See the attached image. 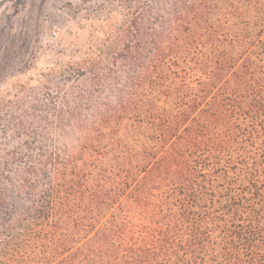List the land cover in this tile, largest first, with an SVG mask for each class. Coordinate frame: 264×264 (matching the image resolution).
<instances>
[{
	"label": "trees",
	"instance_id": "obj_1",
	"mask_svg": "<svg viewBox=\"0 0 264 264\" xmlns=\"http://www.w3.org/2000/svg\"><path fill=\"white\" fill-rule=\"evenodd\" d=\"M131 1L95 56L0 95V250L264 264V0Z\"/></svg>",
	"mask_w": 264,
	"mask_h": 264
},
{
	"label": "rangeland",
	"instance_id": "obj_2",
	"mask_svg": "<svg viewBox=\"0 0 264 264\" xmlns=\"http://www.w3.org/2000/svg\"><path fill=\"white\" fill-rule=\"evenodd\" d=\"M129 5L131 0H0V95L35 86L47 68L95 56L126 22ZM28 241L21 250H0V264H48L55 251L46 250L43 236Z\"/></svg>",
	"mask_w": 264,
	"mask_h": 264
}]
</instances>
